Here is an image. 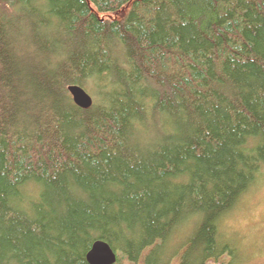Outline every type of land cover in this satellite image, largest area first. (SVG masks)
<instances>
[{
    "label": "trees",
    "instance_id": "16d2710c",
    "mask_svg": "<svg viewBox=\"0 0 264 264\" xmlns=\"http://www.w3.org/2000/svg\"><path fill=\"white\" fill-rule=\"evenodd\" d=\"M262 179L264 0H0V264H231Z\"/></svg>",
    "mask_w": 264,
    "mask_h": 264
},
{
    "label": "rangeland",
    "instance_id": "374dc122",
    "mask_svg": "<svg viewBox=\"0 0 264 264\" xmlns=\"http://www.w3.org/2000/svg\"><path fill=\"white\" fill-rule=\"evenodd\" d=\"M222 229L238 249L231 264H264V179L225 217Z\"/></svg>",
    "mask_w": 264,
    "mask_h": 264
},
{
    "label": "water",
    "instance_id": "95a60500",
    "mask_svg": "<svg viewBox=\"0 0 264 264\" xmlns=\"http://www.w3.org/2000/svg\"><path fill=\"white\" fill-rule=\"evenodd\" d=\"M73 102L80 108H88L92 105V97L78 85L68 87ZM89 264H114L116 254L114 250L103 240L93 242L90 250L86 254Z\"/></svg>",
    "mask_w": 264,
    "mask_h": 264
},
{
    "label": "bare ground",
    "instance_id": "6f19581e",
    "mask_svg": "<svg viewBox=\"0 0 264 264\" xmlns=\"http://www.w3.org/2000/svg\"><path fill=\"white\" fill-rule=\"evenodd\" d=\"M70 93V92H69ZM88 93V92H87ZM89 94V93H88ZM90 95V94H89ZM91 96V95H90ZM92 100H93V98H92Z\"/></svg>",
    "mask_w": 264,
    "mask_h": 264
}]
</instances>
